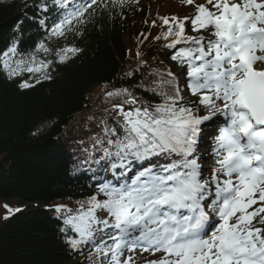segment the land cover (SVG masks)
I'll list each match as a JSON object with an SVG mask.
<instances>
[{
  "label": "snow or ice",
  "instance_id": "obj_1",
  "mask_svg": "<svg viewBox=\"0 0 264 264\" xmlns=\"http://www.w3.org/2000/svg\"><path fill=\"white\" fill-rule=\"evenodd\" d=\"M53 2L64 12L48 39H66L68 33L81 34L79 26L94 6L107 8L110 2L123 7L126 0ZM181 2L194 12L159 17L167 30L155 39L168 41L164 47L173 50L172 60L187 65L185 87L196 99L182 96L170 69L156 73L158 87L168 86L158 93L157 104L141 102L127 88L107 92L108 97H123L112 106L122 122L119 130L105 126L106 139H96L103 155L94 161H107L120 177L133 160L151 163L163 157L171 162L144 167L130 182L98 183L75 212L64 204L55 206L58 213H67L62 230L76 233L77 238H69L73 249L94 242L97 234L111 241L101 238L95 246L96 264H135L133 256L124 257L125 249L162 253L145 264H264V0ZM188 23L194 35L187 33ZM80 51L74 44L53 50L41 40L35 51L21 54L14 40L0 54V68L10 79L27 72L39 76L35 82L40 83L51 79L54 61L39 53L65 63ZM208 127L218 134L212 144L215 166L204 176L197 145ZM5 208L8 214L19 211Z\"/></svg>",
  "mask_w": 264,
  "mask_h": 264
},
{
  "label": "trees",
  "instance_id": "obj_2",
  "mask_svg": "<svg viewBox=\"0 0 264 264\" xmlns=\"http://www.w3.org/2000/svg\"><path fill=\"white\" fill-rule=\"evenodd\" d=\"M52 1L0 0V54L14 40L21 54L35 51L41 40L53 50L65 44L81 50L65 63L39 53L54 61L48 70L51 79L40 83L35 82L39 76L27 72L10 79L0 68V264H87L90 249L84 243L72 248L69 238L77 236L70 228L62 230L67 213L53 206L64 204L75 212L78 202L106 180L109 170L94 162L103 155L96 139H106L105 126L119 130L122 117L112 106L123 99L106 93L127 88L141 102L157 104L158 93L168 86L158 87L156 73L180 66L164 47L168 41L155 39L167 29L153 25L148 15L153 0L94 6L79 26L81 34L48 39L64 12ZM186 28L195 34L190 23ZM22 81L33 86L21 88ZM77 125L78 130L72 129ZM80 133L89 137L77 138ZM5 205L19 211L8 214Z\"/></svg>",
  "mask_w": 264,
  "mask_h": 264
},
{
  "label": "rangeland",
  "instance_id": "obj_3",
  "mask_svg": "<svg viewBox=\"0 0 264 264\" xmlns=\"http://www.w3.org/2000/svg\"><path fill=\"white\" fill-rule=\"evenodd\" d=\"M196 2L202 3L203 0H196ZM193 9L194 8L192 6L183 5L181 0H153L150 3L148 15L151 19L158 23L159 17L172 15L184 17L186 15H189V13L192 12ZM204 158L206 159L201 164L205 170H208L212 161L208 158L207 154L204 155ZM1 208L3 209V206ZM135 258L138 264H145L147 260L158 259L159 256H154L150 253L146 254L144 252H140V254L138 253Z\"/></svg>",
  "mask_w": 264,
  "mask_h": 264
},
{
  "label": "bare ground",
  "instance_id": "obj_4",
  "mask_svg": "<svg viewBox=\"0 0 264 264\" xmlns=\"http://www.w3.org/2000/svg\"><path fill=\"white\" fill-rule=\"evenodd\" d=\"M162 160H163V163L165 164V163H170V160H167V159H165V158H162Z\"/></svg>",
  "mask_w": 264,
  "mask_h": 264
}]
</instances>
